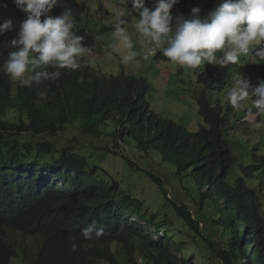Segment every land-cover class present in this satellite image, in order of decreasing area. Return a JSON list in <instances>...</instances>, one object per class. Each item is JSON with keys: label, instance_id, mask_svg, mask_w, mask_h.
I'll return each instance as SVG.
<instances>
[{"label": "trees", "instance_id": "1", "mask_svg": "<svg viewBox=\"0 0 264 264\" xmlns=\"http://www.w3.org/2000/svg\"><path fill=\"white\" fill-rule=\"evenodd\" d=\"M69 6L78 10L75 3ZM77 13L80 14V10ZM3 64L0 60V67ZM209 70L206 67L205 73L198 76L203 89L199 98L195 92L193 97L178 102H198L204 124L199 133H191L181 125L171 121L163 123L156 118L147 100L150 99L151 86L141 82L142 77L129 75L134 76L133 79L124 87H118L120 83L107 81L97 71L67 69L61 71L62 77L56 82L41 80L27 87L11 81L0 71V191L15 186L33 187L27 191L31 198L18 210L24 218H38L35 216L39 205L43 210H51L54 206H59L58 211L67 210L66 217L49 214L47 216L53 219L43 221V225L34 223L23 229L24 239L37 236L31 248H22L14 239L13 244H8L0 234V264H10L9 256L15 254L24 264H194L186 255L181 259L175 254L174 250L184 251L186 244L175 239L176 233L167 224L173 222L171 215L175 212L181 217L180 223L183 221L198 234H201L200 224L193 221L187 208L181 205L182 198L178 196L174 202L162 179L155 172L138 166L131 155L135 157L139 152L144 158L153 157L152 152H160L167 163L177 161V173L181 179L184 154L189 155L195 147L198 149L192 154L194 166L203 171L210 168L205 156L218 153L215 147L226 145L224 133L227 126L224 123L231 114L223 112L219 102L208 99L204 82L212 87L213 82L220 81L214 90L216 94L225 85L221 84L225 82L221 76L216 77V69ZM22 135H27L29 140L47 139L30 143ZM56 136H64L73 147L59 151L51 141V137ZM89 139L95 142L111 139L110 146H100L97 150H106L110 154L114 146L119 150L115 154L122 156L133 169L146 170L150 180L162 187L164 199L173 206L166 216L159 217L164 210L153 217H148V213L142 215L143 201L135 199L130 192H121L119 184L108 183L110 175L98 173L97 164L90 159L96 155V150L83 144ZM192 141L193 147L190 146ZM120 143L129 146L127 152ZM56 154V160L50 165L38 161L41 156ZM223 155L231 159L230 155ZM256 157L257 154L250 156L251 159ZM144 160L150 161L148 158ZM47 168L51 171L44 174L43 169ZM195 174L197 181L200 176L197 171ZM251 185L244 181L237 194L241 200L239 207L247 212L251 209L247 196L258 195L255 189H247ZM136 214L140 221H135ZM93 220L104 227L105 235L99 240H86L81 230ZM142 220L147 227L142 226ZM154 235H162L161 240L155 241ZM224 236L222 239L226 242ZM70 237H75L79 245L75 252L70 247ZM260 239L264 246V237ZM209 244L210 249L217 251L213 243ZM216 253L221 264H243L237 260L233 245H223ZM257 262L264 264L261 258Z\"/></svg>", "mask_w": 264, "mask_h": 264}, {"label": "clouds", "instance_id": "2", "mask_svg": "<svg viewBox=\"0 0 264 264\" xmlns=\"http://www.w3.org/2000/svg\"><path fill=\"white\" fill-rule=\"evenodd\" d=\"M7 2L11 4L9 11L11 14L5 18L4 13L0 12V48L6 47V51L0 50V60L4 62L0 71L7 74L11 81L18 82L21 86L31 87L33 82L41 80L56 82L62 77L61 71L80 68V70L89 72L97 71L107 81L120 83L118 87L122 85L124 87L127 83L124 81L126 77L119 80L120 75L117 79H112V76L108 75L105 77L99 68L87 70L88 60L85 57L86 53L95 51L101 40L104 47L108 46L112 52L120 51L121 48L127 50L125 54L121 55L122 64L128 65L136 60L141 52L134 50L133 41L128 35L129 22L126 19H119L114 28L103 24L106 28L114 30L117 42L110 45L109 41L114 39L110 32L101 34V31L93 35L89 27L92 24L78 26V21L87 15L76 0H0V7L7 8ZM99 2L100 0L97 3ZM101 2L103 3L102 7H106L109 0L106 3L104 0ZM119 2L121 6L116 10L117 17H125L130 12L127 9L129 3L132 5V11L136 13V16L133 17L132 27L143 38L144 60L155 56L159 50L163 56L168 58L169 62L185 68L196 69L205 63L219 65L221 67L215 68L217 70L216 77L221 76L226 81L225 85L230 78L221 73V68L230 64L237 65L242 56H251L254 63H264V0H222L220 4L218 0H209L204 7L211 11L204 18L201 17L199 7H193L189 17L183 14L174 17L171 10L180 0H152L153 8L146 7L147 0H120ZM70 3H75L78 10H73L69 6ZM79 10L80 14L77 13ZM77 14H79L78 17L75 16ZM95 18L96 22L101 24L96 14ZM110 35L112 36L110 37ZM103 45L102 48H104ZM257 45H261V47L257 49ZM251 50L253 51L252 55H250ZM102 51L103 49H100L101 53ZM218 52L221 53L220 56L216 55ZM81 56L83 59H80ZM248 61L246 58L245 62L248 63ZM106 62L110 64L109 60ZM97 67L98 65L95 68ZM136 76L144 78V76ZM232 80L234 82L225 92L227 101L233 108L231 113L234 114V110L243 109L245 102L251 99V106L256 111L252 112L250 109L247 118L255 122L256 128L264 127V79L259 80L255 86L246 77L236 76ZM145 82L150 84L149 79ZM204 83L206 84V82ZM225 85L217 93L220 105H222L221 95ZM46 95L44 93V96ZM32 97L36 96L32 95ZM152 110L156 118L162 121L160 115L153 108ZM232 118L233 116L230 115L224 123L227 126V133L232 131ZM177 125L181 124L177 123ZM199 131L194 133H199ZM255 133H260L264 139V130L259 129ZM224 140L226 145L215 147L219 151L218 153H211V156L209 153L206 154L205 157L211 165L205 171L194 166L195 161L192 154H196L198 148L193 147L194 141H192L190 146L194 149L190 150L189 155H186L185 152L184 161L180 166L183 176L179 179L184 181L186 191L198 200L197 204L201 208L198 217L210 216L212 209V220L219 221L216 223L213 220L214 231L219 241H207L202 245L206 249L204 248L205 251L201 250V253L203 251L211 252L216 256V252L219 251L217 245L222 240L219 235L224 236L225 232L226 242L223 241L224 245L235 247L238 254L237 260H241L243 264H258V258L264 260V246L260 239L261 236L264 237V145L260 144L255 150L256 159L250 158V162L242 164L234 155L230 142L226 138ZM222 153L230 155L231 159ZM260 162L262 165L259 164ZM196 171L200 176L196 178L197 181L195 180ZM244 181L252 183L251 187L247 189H255L258 193L254 197L247 196L246 199L251 204V209L248 212L239 207L241 200L237 197ZM177 183L180 185V182ZM31 188L33 187L18 188L15 186L0 191V234L8 244H13L14 239L22 248H31L37 237L31 235L24 239L23 229L34 223L43 225V221L53 219L47 216L49 214L60 217L67 216L66 209L58 211L59 206H54L51 210H43L39 205L35 216L38 218L22 217L18 210L24 201L31 198L27 192ZM180 191L181 187L177 189V192L175 190V193H179L183 201L181 205H183L185 194ZM197 192L199 194L195 195ZM183 207L187 208L191 216L190 207L185 205ZM47 212L50 213L45 214ZM222 214L223 218L221 219ZM192 220L199 223L200 219L192 217ZM222 222L225 226L224 231L221 230ZM199 224L201 234L193 232L204 237L205 233L201 231L202 223ZM213 225H211L212 229ZM185 226L189 228L187 224ZM208 226L205 225V228ZM217 231L219 232L217 233ZM81 235L86 240H99L105 235V229L98 226L97 222L93 220L81 230ZM161 238L162 235H154L155 241H160ZM69 243L73 252L78 250L79 245L75 242V237H70ZM209 243H213L217 251L210 249ZM174 252L181 259L187 254L185 250L182 252L174 250ZM15 255L9 256L10 264L14 259H17ZM186 256L190 259L189 261L196 260V257Z\"/></svg>", "mask_w": 264, "mask_h": 264}, {"label": "rangeland", "instance_id": "3", "mask_svg": "<svg viewBox=\"0 0 264 264\" xmlns=\"http://www.w3.org/2000/svg\"><path fill=\"white\" fill-rule=\"evenodd\" d=\"M86 11V17L83 16L82 20L78 21V26L83 24H92L90 25V32L93 35H96L98 32L101 34L110 32L114 33L112 28H114L115 24L119 19H126L129 24L128 35L133 41L134 50L141 52V55L136 58L133 62L128 65H124L121 63V55L126 53V49L121 48L120 51L112 52L108 46L103 45V42L100 40L98 42L97 48L92 53H86L85 57L88 60L86 69H100L102 73L108 76H112V79H117L118 75H120V79L126 77L124 81H130L134 76H126L124 73L128 75H139L144 76L140 81H146L149 79L150 82V99H147L151 104V108L155 110L156 113L160 115L162 121H171L175 124H181L186 130L189 132H197L200 130L201 125H203V120L199 115V108L197 101L189 100L187 103H178L180 99H186V97H193L194 93L197 92L198 97L203 89H201V85H199V78L201 74H204L206 71V67L210 70L215 69L217 67H221L219 65L214 64H202L199 68L191 69L179 66L177 64L169 62L168 58L163 56L162 52L157 51L155 56H151L148 60L143 59L142 49L145 46L142 41L143 38L139 36L132 27L133 17L136 16V13L132 11V5L129 3L127 5L128 14L125 17H117L116 10L120 8V0H109V3L106 7H102L103 3L100 0H76ZM209 0H180V2L173 7L171 10V14L175 17L177 15L183 14L186 17L191 15V9L193 7H199L201 9V17L204 18L211 11L210 9H206L205 3ZM219 4L222 0H218ZM106 3L107 0H104ZM102 4V5H101ZM7 8L0 7V12L4 13L5 18L8 17L11 12V4L9 2L6 3ZM146 7L153 8L154 4L152 0H147ZM20 13V12H19ZM95 14L97 19L101 22L99 24L96 22ZM137 18H139L137 16ZM103 24L109 25L112 28H106ZM78 35L81 33L76 32ZM112 35H110L111 37ZM107 41V38H106ZM117 39L114 36L113 40H110V45L116 43ZM102 45L104 48H102ZM261 45H257V49H259ZM100 49H103L102 53ZM1 51H6V47L0 48ZM253 51H250V55H252ZM217 56H220L221 53H217ZM103 57V58H102ZM102 58V59H100ZM248 59V63L245 62V59ZM251 56L241 57L240 62L237 65H228L226 67L221 68V73H224L225 76L229 77L225 88L223 89V93L221 95L222 107L225 111H228L232 116L233 124L232 131L227 133L225 131V138L230 142L232 146V151L234 155L238 158L239 163L247 164L250 162V156L254 157L255 150L259 147L260 144L264 145V139L260 133H255L256 130H264L262 128H256L255 122L249 118H247V113L251 109L252 112H255L256 109L251 106V99L245 102V107L240 110H234L235 113H231L232 106L228 103L225 92L228 87L232 85L234 82L232 79L236 76L246 77L250 80L253 86L257 85L258 81L264 79V63H254L251 60ZM83 59V56L80 57ZM95 59H100L97 63ZM107 60L110 61V64H107ZM91 61V63H89ZM96 65H98L97 68ZM225 69V70H224ZM209 70V71H210ZM220 81L213 82V86L205 84L203 88L207 91L208 99L212 101L219 100L218 95L215 94V89ZM222 81L221 84H225ZM216 84V86H215ZM195 100V99H194ZM196 102V104H194ZM217 105V104H216ZM214 105V106H216ZM12 116H16V114H12ZM258 119V118H257ZM230 125V123H229ZM22 138L25 141L30 143H37L40 140L47 139L46 137H37L29 140L27 135H22ZM52 143H54L59 151L70 148L71 141H68L64 136H56L51 137ZM70 139V138H69ZM32 141V142H31ZM93 141L89 139L85 141L83 144L89 145L92 149L96 150V155L93 158H90L91 161L97 164V172L100 174H108L110 175L107 181L108 183H117L120 186L118 189L121 192H130L135 199H140L143 201V208L141 214L144 215L148 213V217H153L158 214L160 211V218L166 216L168 210L173 208L169 201H166L163 197L162 187L158 186L154 181H151L148 174L145 172L146 170L151 173H156L159 178L162 179L165 189L169 194V197L174 199L179 196L177 192L178 186L181 187L180 193L185 194L184 204L185 206L190 207V214L194 219H200L199 223L201 224L202 232L205 233V236H199L194 233L191 229L187 228L185 223L179 222L181 217L175 212L171 215V220L173 222L167 224L173 233H176V240L179 242L186 243L185 251L186 255H189L192 258L196 257V260L193 261L195 264H221L220 259L217 256H214L211 252H204L206 247L202 246L204 243L219 241V238L215 234L214 229H212L213 225V212L211 209L210 216L204 215L203 218H199L198 214L201 211L200 206L197 204L198 200L195 199L189 192H187L184 188V181L179 179V175L177 173V161L174 160L175 163H167V160L162 158L160 152H152L153 157L144 156V158L150 159V161L144 160L141 153L137 152L136 156L131 155L132 159H135L138 166L146 169L145 171H141L139 168L133 169L128 162L122 158V156L116 155L115 151H119L113 146V152L110 154L104 151L97 150L100 146L108 147L112 142L111 139L101 142V141ZM131 143V142H130ZM73 147V146H72ZM120 147H123L126 152L129 149V146L120 143ZM58 153V152H56ZM115 155V156H114ZM56 155L51 156H41L38 161L45 164L50 165L56 160ZM37 158V157H36ZM35 158V160H36ZM112 163L114 165L112 166ZM125 164V167H124ZM169 166V167H168ZM174 167V168H173ZM171 168H173L171 170ZM51 171L50 168L43 169L44 174H49L47 171ZM184 170H186L184 168ZM180 182V185L177 183ZM171 187V188H170ZM172 191V192H171ZM196 191V189H195ZM199 193H195L198 195ZM215 212V211H214ZM136 220L140 221L138 215L136 214ZM223 218V214L221 219ZM216 223L219 221H215ZM143 227H147L145 221H141ZM205 225H209L205 228ZM215 225V224H214ZM219 227V226H216ZM225 226L224 222L221 223V230L224 231ZM219 236L222 237V234ZM222 239L220 244L217 245V250H220L223 247ZM205 248V249H204ZM201 250H204L201 253ZM197 253V254H196ZM196 254V255H195ZM194 255V256H192ZM141 263V260H140ZM12 264H24L22 259H14ZM248 264V263H246Z\"/></svg>", "mask_w": 264, "mask_h": 264}]
</instances>
